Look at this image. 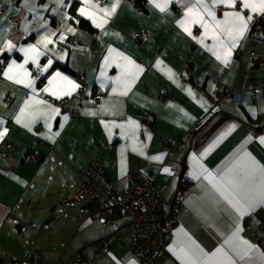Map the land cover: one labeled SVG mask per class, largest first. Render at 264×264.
<instances>
[{
	"label": "crops",
	"instance_id": "obj_1",
	"mask_svg": "<svg viewBox=\"0 0 264 264\" xmlns=\"http://www.w3.org/2000/svg\"><path fill=\"white\" fill-rule=\"evenodd\" d=\"M114 2L0 0V63L5 62L0 78V120L4 121L0 132L7 129L0 137V263L71 264L80 254L87 264H141L130 249L134 236L130 229L101 249L102 239L125 219L94 217L91 201L77 197L80 171L94 157L102 160L107 181L116 190L129 186V175L140 174L164 193L166 206L181 177H187L180 222L156 264H184L177 252L188 237L211 255L235 230L238 214L213 188L204 170L219 181L245 151L264 165V145L258 139L264 137V15L253 14L225 64L209 50L211 32L201 44L204 30L199 25H186L192 36L180 26L193 0L169 4L164 12L153 0H120L110 16L90 6L111 8ZM82 7L84 16L78 11ZM231 10L219 6L217 18ZM235 10H241L239 3ZM88 14L97 23L106 22L98 28ZM253 23L258 33L251 31ZM137 31L148 35L136 39ZM42 37L51 43H42ZM9 41L15 45L11 51L5 47ZM29 45L41 53V67L52 61L45 73L31 59L24 65L35 80V92L3 75L13 60L23 64L25 56L19 49ZM110 49L115 50L111 55ZM216 51L224 55L219 47ZM118 53L143 69L126 95L121 94L125 81L117 65L131 66ZM252 53L258 55L255 62L250 60ZM35 71L41 76L35 77ZM57 72L61 76L45 92ZM114 77H121L120 85ZM40 78L43 85H38ZM65 91L71 94L64 95ZM62 99L66 101L63 111L58 103ZM36 100L47 104L37 105ZM25 101L29 106L21 116ZM48 105L59 113L51 115ZM179 139L186 142L181 148L170 149L165 143ZM8 143L12 144L9 150ZM27 214L45 219L44 230L34 229L31 239L25 235ZM239 223L240 237L254 250L244 260L233 259L237 264H264V208ZM225 251H230L226 245ZM36 253L44 258L33 260Z\"/></svg>",
	"mask_w": 264,
	"mask_h": 264
},
{
	"label": "snow or ice",
	"instance_id": "obj_2",
	"mask_svg": "<svg viewBox=\"0 0 264 264\" xmlns=\"http://www.w3.org/2000/svg\"><path fill=\"white\" fill-rule=\"evenodd\" d=\"M60 2H62V0H60ZM83 3L87 5L89 4V0H83ZM119 3L120 0H115L111 8H99V6L95 4L90 6L104 13L105 16H110L116 11ZM153 3H155V6L159 8L161 12H164L167 10L169 4L179 3V0H164V3H156V0H153ZM238 3L241 6V10L239 11L235 10ZM221 5L232 10L223 11V18L218 19L216 9ZM28 6L34 7V5ZM245 10L248 11L247 16L244 14ZM78 11L81 16L86 15V9L84 7L80 8ZM253 14L264 15V0H211L210 4L206 3L205 0H193L191 4L187 5L184 19L179 23L189 36H192V32L186 25H199V27L204 30V35L199 37V42L201 44L204 43L205 38L208 36L209 32H211L213 45L209 50L214 52L217 59H221L223 63L227 64L228 58L231 55V50L237 47V42L248 30V26L253 20ZM88 18L92 19L93 23L98 28L102 27V24L106 22L105 20H101L100 23H97L92 14H88ZM69 30L73 31V29ZM193 39H197V37L193 36ZM45 41L51 43L46 37H42L41 42L44 43ZM47 43H45V47H47ZM5 47L11 51L15 45L9 41ZM217 47L224 53L223 56H221L220 51H216ZM19 51L23 52L25 56L23 64H17L16 61L13 60L3 75L9 80H13L17 84H23L24 87L30 88L35 92V80L30 78L31 72L28 71L24 65L31 59L36 69L41 73H45L48 72L49 67H51L52 61L49 60L46 65L41 67L38 62V57L41 53L34 45H29L28 48H20ZM114 51V49H110L109 55ZM118 55L123 61L127 62V65L131 66V68H126L125 65H117L121 68V73L125 81L121 94L126 95L131 83L135 81L138 74L142 72L143 69L140 65L136 64L135 61L124 56L122 53H118ZM108 62L106 58V66ZM14 71L15 75L12 74ZM101 75L103 76L104 73L102 72ZM60 76L61 74L57 72L55 76L49 80L50 87L45 88L44 91L49 92L53 82ZM62 79L67 80L68 78L62 77ZM113 79L120 85L121 77H114ZM68 83L73 85V88H79V85L75 84L73 81H68ZM115 91L116 89L114 88L113 92ZM63 94L70 95L71 92L65 91ZM52 95L61 98L55 91H52ZM35 103L37 105L47 104V101L36 100ZM28 106L29 101H25L24 108L20 109L21 116L25 114V109H27ZM48 107L51 115L58 114L60 111L58 108H53L51 105H48ZM32 115L35 114L33 113ZM67 119L68 117L65 116L64 120ZM16 121L17 123L20 122V116L16 117ZM3 123L4 121L0 120V124ZM48 127L51 128V125L49 124ZM234 127L235 125H232V128ZM230 130L231 129H229V131ZM6 132L7 129L5 128L3 132H0V137ZM56 135H59V133L57 132ZM251 139L252 138L249 137V140ZM258 139L259 143L264 145V137H259ZM153 159L159 160L161 157H153ZM164 171L168 172L170 169L165 168ZM204 171L206 173V178L210 179L213 188H215L223 200L238 214L237 226L231 235L226 238L224 245L217 248L211 255L205 252L199 244L191 239V237H188L187 244L179 249L177 256L184 261V264H237L233 256L238 257L240 260H244L246 257H249L254 250L253 245L240 237L242 226L239 223V219L243 218L245 215H250L257 208H264V165L260 164L250 153L245 151L243 155L238 158L236 164L231 166L220 176L219 181L213 177L211 172H207V170ZM225 245L230 251H225ZM131 264H135V262L133 261Z\"/></svg>",
	"mask_w": 264,
	"mask_h": 264
},
{
	"label": "built area",
	"instance_id": "obj_3",
	"mask_svg": "<svg viewBox=\"0 0 264 264\" xmlns=\"http://www.w3.org/2000/svg\"><path fill=\"white\" fill-rule=\"evenodd\" d=\"M253 23L251 31L258 33ZM147 32L137 31L134 33L136 39L147 37ZM258 58L256 53L250 55V60L255 62ZM3 65H0V78ZM35 71V76H40ZM101 94L95 98L100 99ZM221 98H223L220 95ZM61 111L66 107L64 99L59 100ZM170 149L182 147L185 140H165ZM11 143L6 145L9 150ZM5 155L6 152L3 150ZM81 187L77 193L78 199L91 201L90 214L99 217L103 221H113L116 218H124L123 224L112 231L101 241V249L109 246L115 239L122 237L128 229L132 230L134 236L130 242V249L140 258L141 264H156L159 255L165 251L167 244L173 237L175 227L180 222V216L184 201V187L187 177L182 176L179 187L176 189L168 206L166 196L150 178H143L139 174L129 175V186L123 190H116L106 182L108 178L107 169L99 157H94L88 165L80 171ZM26 258H29L28 256ZM44 256L41 253L34 255L35 261H41ZM71 264H87L78 254Z\"/></svg>",
	"mask_w": 264,
	"mask_h": 264
},
{
	"label": "rangeland",
	"instance_id": "obj_4",
	"mask_svg": "<svg viewBox=\"0 0 264 264\" xmlns=\"http://www.w3.org/2000/svg\"><path fill=\"white\" fill-rule=\"evenodd\" d=\"M221 96H223V93H219ZM55 211H53L51 214H54ZM50 214V213H49ZM27 221H26V233L25 235L28 237V239H31L33 237V231L34 229L37 230V232H42L44 230V218L43 217H36L35 219H32V216L29 214L26 215ZM49 218V217H47ZM58 220V217H56ZM34 256V255H33ZM0 264H11L8 262V260L5 261V263H0Z\"/></svg>",
	"mask_w": 264,
	"mask_h": 264
},
{
	"label": "trees",
	"instance_id": "obj_5",
	"mask_svg": "<svg viewBox=\"0 0 264 264\" xmlns=\"http://www.w3.org/2000/svg\"><path fill=\"white\" fill-rule=\"evenodd\" d=\"M136 1V0H135ZM81 23L85 26V27H89V24H88V22L87 21H85V20H82L81 21ZM5 62L4 61H2L1 63H0V65L2 64H4ZM64 67L66 68V69H70V67H68L67 65H65L64 64ZM34 75H35V72H34ZM41 76V75H40ZM35 77H39V76H35ZM43 83H44V79L43 78H40L39 80H38V85H43ZM140 175V174H139ZM140 176H142V175H140ZM143 177V176H142ZM106 182L107 183H109L108 181H107V179H106ZM91 209H92V206H91Z\"/></svg>",
	"mask_w": 264,
	"mask_h": 264
}]
</instances>
